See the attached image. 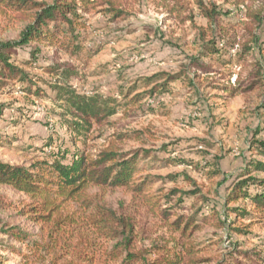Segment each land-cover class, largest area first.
<instances>
[{
	"label": "rangeland",
	"instance_id": "obj_1",
	"mask_svg": "<svg viewBox=\"0 0 264 264\" xmlns=\"http://www.w3.org/2000/svg\"><path fill=\"white\" fill-rule=\"evenodd\" d=\"M121 1L126 11L123 18L113 20L111 14L100 8L84 14L83 25L75 30L77 38L70 40V44L68 40L58 47L30 42L13 49L11 63L28 74L29 82L6 80L0 89V104L4 106L0 115V160L32 167L47 159L42 148L54 153L76 148L95 155L110 147L127 157L138 156L136 181L151 177L146 195L159 198L163 208L172 207L180 193L188 191V208L184 212L177 210V216L200 209L203 199L209 200L223 216L222 196L228 192V185L238 181L235 179L238 172L253 161L264 164V155L257 149L259 142L264 141V86L233 96L220 87L234 86L238 76L253 70L249 64L244 67L237 46L219 48L217 54L204 56L202 60L210 65L208 70L189 65L190 59L199 55L208 41L201 39L200 31L207 22L194 0H183L188 10L180 16L191 17L189 20H180L159 0ZM225 8L230 10L228 21L242 23L238 8L229 4ZM223 25L239 30L226 21ZM24 26L25 22L0 13V43L18 40ZM258 33L263 41L264 23ZM258 60L264 65V56ZM57 63L64 64L66 69L70 66L77 74L66 81L64 75L46 69ZM155 75L161 76L155 78ZM175 76L178 78L167 80ZM166 81L165 92H160L158 86ZM56 83L84 94L113 95L119 103L116 113L103 124H94L85 142L73 143L62 120L64 103L57 99L51 86ZM154 88L157 92L150 93ZM141 93L145 94L141 102H129ZM48 141L49 148L43 146ZM182 155L192 158L193 163L178 164L175 158ZM217 169L219 173H215ZM178 173L188 175L192 181L170 178ZM252 175L264 178V170L254 171ZM223 176L226 182L220 186ZM173 191L179 192L173 196ZM100 192L109 206L132 214L129 207H133L135 198L130 191L114 188ZM0 197L5 201L0 202V264H22L19 254L6 248V244L14 243L8 242L3 229L17 226L32 232L37 227L17 214L24 198L22 194L0 187ZM8 202L12 205L5 208ZM136 202L141 203L138 198ZM245 205L249 206L238 202L225 208ZM227 216L228 221L235 217L233 212ZM139 218L137 228L143 233L141 237H167L168 231L160 228L158 222L145 219L142 212ZM233 225H249L247 234L231 230ZM233 225L220 229L205 225L198 231L195 241L203 248L200 255L216 261L227 258L229 252L240 259L242 253H249L250 264H264V219L251 216ZM25 251L22 247L21 252Z\"/></svg>",
	"mask_w": 264,
	"mask_h": 264
},
{
	"label": "trees",
	"instance_id": "obj_2",
	"mask_svg": "<svg viewBox=\"0 0 264 264\" xmlns=\"http://www.w3.org/2000/svg\"><path fill=\"white\" fill-rule=\"evenodd\" d=\"M159 1L166 10L178 17L181 12L188 10L183 0ZM222 1L223 3L218 4L211 0H194L200 15L207 22L206 27L200 31L201 39L208 38V41L202 45L199 55L190 59L189 65L208 70L210 65L204 63V56L217 54L219 48L229 46L234 49L237 46L238 53L243 57L244 67L249 64L253 70L249 69L246 75L238 76L234 86L222 84L220 87L229 96L257 91L264 86V65L262 59L258 60L264 56V40H260L258 33L264 23V0ZM227 4L239 9L242 23H231L227 20L230 13L225 8ZM97 8L111 14L113 20L123 18L126 14L121 0H53L51 3L37 0H0L2 15H10L25 22L18 40L0 43V89L6 85V80L28 81V74L11 63L10 58L15 47L30 42L58 47L64 46L66 40L70 44V40L77 38L75 30L83 25L84 14ZM179 19L189 20L191 17L180 16ZM223 21L239 27V30H232L234 27L230 30V27L223 25ZM256 55L258 59L255 58ZM250 59L256 60L248 63ZM63 65L52 64L46 69L64 75L68 81L77 73L70 66L66 69ZM177 78L175 76L167 80ZM147 80L150 81V78ZM165 84H168L167 81L158 86L162 89L160 92H165ZM51 86L56 90L57 99L64 103L62 120L73 143L79 140L85 142L94 124L106 122L116 113V106L119 105L113 95L99 92L84 94L60 83ZM155 88L150 93L157 92ZM120 94L127 97L122 91ZM144 98L145 94H137L129 102L137 104ZM3 111L4 106L0 104V115ZM50 143H43V146L49 148ZM257 149L259 154L264 155V141L259 142ZM42 151L47 159L32 167L0 160V187H8L23 195L17 214L37 227L32 232L17 226L3 229L8 242L14 243L6 244V248L18 253L22 264H250L252 257L249 253H242L243 259H240L229 252L227 258L216 261L201 256L203 248L196 243L195 234L205 225L220 229L251 216L264 219V178L252 175L254 171L264 170V164L253 161L250 166H245L238 172L235 178L238 181L228 185V192L222 196L223 216H220L221 213L207 199H203L200 209H195L189 215L183 213L188 208V191L181 192V197L170 208H163L159 198L146 195L151 177L136 181L135 175L139 171L136 154L127 157L110 147L95 155L76 148H66L57 153L44 148ZM175 159L178 164L193 163L192 158L184 155ZM219 172V169L215 171ZM170 178L174 181H192L184 173ZM225 182L226 177L223 176L219 185ZM114 188H124L132 193L135 198L133 207H129L132 214L120 212L106 203L100 191ZM92 189H98L99 192H92ZM178 192L173 191L172 195H177ZM136 198L141 201L139 205ZM0 202L5 201L0 197ZM238 202L249 206L225 208L228 204ZM10 205L12 204L6 203L5 208ZM177 210L183 212L177 216ZM140 212L145 219L158 222L160 228L167 230V237H141L143 233L137 228L140 227ZM229 212H233L235 216L231 221H228ZM248 227L249 225H241L230 229L239 234H247ZM22 247L26 249L25 252H21Z\"/></svg>",
	"mask_w": 264,
	"mask_h": 264
}]
</instances>
